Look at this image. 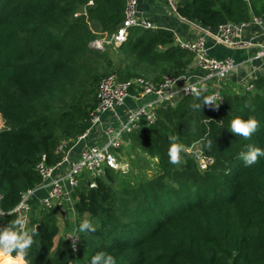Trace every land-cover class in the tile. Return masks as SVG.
Returning a JSON list of instances; mask_svg holds the SVG:
<instances>
[{
    "label": "trees",
    "instance_id": "obj_1",
    "mask_svg": "<svg viewBox=\"0 0 264 264\" xmlns=\"http://www.w3.org/2000/svg\"><path fill=\"white\" fill-rule=\"evenodd\" d=\"M124 10L125 0H0V195L6 213L0 228L16 219L7 212L21 196L40 184L37 166L58 163L60 144L73 146L89 129L100 76L158 81L186 72L191 55L168 30L133 28L118 49L90 47L117 31ZM177 12L216 29L252 15L264 18V0H178ZM252 89L225 96L218 110H193L195 97L159 109L153 125L126 137L143 166L154 163L150 176L123 180L107 168L95 189L87 182L77 189L76 254L58 237L56 212L33 202L27 231H35L34 243L23 258L9 255L18 263L3 264H88L97 251L112 254L116 264H264V157L251 166L238 158L248 144L264 148V76ZM249 115L260 122L250 138L229 131L233 118ZM172 135L185 146L176 165L167 155ZM208 140L210 150L202 146ZM191 146L212 163L201 169ZM84 217L95 233L79 232Z\"/></svg>",
    "mask_w": 264,
    "mask_h": 264
},
{
    "label": "built area",
    "instance_id": "obj_2",
    "mask_svg": "<svg viewBox=\"0 0 264 264\" xmlns=\"http://www.w3.org/2000/svg\"><path fill=\"white\" fill-rule=\"evenodd\" d=\"M164 1L168 10L177 18L187 22L195 32L193 41L181 42L177 39L176 45L193 55L196 67L201 72L200 76H193L187 72L178 76L166 75L158 83L144 77H135L126 81L120 80L115 74L102 77L96 90V105L90 113L89 129L77 137L73 146L68 147L66 142L60 144L56 150L61 154L58 163L50 167L43 163L37 166L41 177L40 184L24 193L14 208L15 217L25 220V230L28 227L33 202H37L47 212L55 211L58 216L68 220L70 227L63 239L70 244L74 254L81 245L74 215L76 191L83 182H87L89 188L95 189L96 179L104 175L105 169L117 171L120 168L118 150L127 135L142 126L153 125L157 121L158 110L173 107L176 99L194 98L192 88L199 90L202 96H214L219 103L218 106H211L214 110L224 107L223 84L240 65L231 58L217 60L210 57L207 40H212L215 45L233 49L256 47L254 57L245 62L244 67L255 59L264 61V44H254L242 38L244 30L251 26L264 28L262 17L252 15L246 22L226 23L219 25L216 29H209L182 18L177 12L178 0ZM133 28L151 31L157 29L139 17L138 0H125L123 21L117 31L110 38L92 41L90 46L101 51H104L106 47L118 49L126 42L129 30ZM245 90L250 92L252 85L247 84ZM129 101H132V107L127 103ZM116 109H122L123 113L121 115L115 113ZM106 114H111V119L103 122ZM4 128V122L0 116V131ZM100 128L104 131V143H84L89 135ZM80 143H83L82 147L75 152L73 148ZM188 152L196 155L201 169H205L212 163L211 159L205 158L203 153L194 146H191ZM1 198L0 195V213H3L0 219L6 215L1 209ZM74 240L75 248L72 247Z\"/></svg>",
    "mask_w": 264,
    "mask_h": 264
},
{
    "label": "crops",
    "instance_id": "obj_3",
    "mask_svg": "<svg viewBox=\"0 0 264 264\" xmlns=\"http://www.w3.org/2000/svg\"><path fill=\"white\" fill-rule=\"evenodd\" d=\"M138 12L139 17L146 20L150 24L154 25L157 29H164L171 31L174 34L175 44L178 39L181 42L193 41L195 37V32L193 28L185 21L177 18L173 15L167 8L164 0H138ZM251 18V16H250ZM264 19V18H263ZM156 29V30H157ZM151 31V30H150ZM155 31V30H154ZM101 37L97 39L107 38V35H100ZM105 36V37H104ZM242 38L246 41H250L254 44H264V28L258 26H251L250 28L244 30ZM208 55L217 60H223L226 58L233 59L240 66L235 70L233 74L227 77L225 83L223 84V92L225 96L236 95L245 92V87L248 84L253 85L255 80L260 79L264 76V61L262 60H252L243 66V64L254 57L257 51L256 47H249L247 49H233L223 45H215L212 40H207ZM185 51V50H184ZM189 53L188 51H186ZM190 54V53H189ZM192 61L186 69V72L193 76H200L201 72L197 69L195 60L192 54ZM163 77V76H162ZM162 77L158 80H151L144 77L152 82L158 83ZM253 91V89L251 90ZM181 98L176 99L173 107L162 108L161 110H167L169 108H174L177 102ZM130 107H132V101L127 102ZM115 113H123L122 109H116ZM111 114H106L103 117V122L109 121ZM111 119V118H110ZM104 128V125H103ZM128 136V135H127ZM126 136V137H127ZM126 137L124 138L126 140ZM104 131L102 128L95 130L84 143L87 144H98L104 143ZM127 141V140H126ZM83 143L77 145L73 148L75 152L79 151L78 148L82 147Z\"/></svg>",
    "mask_w": 264,
    "mask_h": 264
},
{
    "label": "clouds",
    "instance_id": "obj_4",
    "mask_svg": "<svg viewBox=\"0 0 264 264\" xmlns=\"http://www.w3.org/2000/svg\"><path fill=\"white\" fill-rule=\"evenodd\" d=\"M196 102L191 104L190 107L196 111H202L203 106H218L214 96H202L201 92L196 88H192ZM259 121L255 116L249 115L246 119L240 116L233 118L230 121L229 131L236 136L244 137L248 139L253 133L257 131ZM212 141L202 142V146L205 149L210 150L212 147ZM185 152V146L179 142V138L176 135L169 137L168 148V162L170 164H179L182 160V154ZM264 157V148L258 147L253 144H248L245 149L239 153V159L243 161L245 166H251L258 161V158ZM95 187V185H93ZM15 209L7 212L9 215H13ZM3 213H0L2 215ZM78 230L80 233H95L96 228L93 223L87 217L80 220L78 224ZM35 231L25 230V220L17 217L14 221H10L5 227L0 228V251L5 254H11L15 252L17 258H23L28 255L34 243ZM73 248H75V240L73 241ZM88 264H116V258L105 251H97L91 256Z\"/></svg>",
    "mask_w": 264,
    "mask_h": 264
},
{
    "label": "rangeland",
    "instance_id": "obj_5",
    "mask_svg": "<svg viewBox=\"0 0 264 264\" xmlns=\"http://www.w3.org/2000/svg\"><path fill=\"white\" fill-rule=\"evenodd\" d=\"M91 47V46H90ZM103 74V73H102ZM152 80V78L147 77ZM101 79H98L97 82H99ZM96 82L95 88L97 89L96 86H98V83ZM96 93V92H95ZM138 150L133 149L130 146V142L126 141L125 139L123 140V143L118 150V158L120 162V168L117 169L118 172H120V176L123 180H125L124 176L131 175L132 177L134 176H150L152 174V171H149V168H153L154 163H150L149 167H146L148 163H146L143 166L142 162V155L138 153ZM128 178V177H127ZM39 212V210L37 211ZM57 216V221H58V226H59V235L58 237L64 236V234L68 231L70 224L67 222L68 220H65L62 218V216ZM37 217V215L35 216ZM3 252V251H1ZM10 254H1L0 255V264H3L5 261H10V262H16L18 263L14 257H10Z\"/></svg>",
    "mask_w": 264,
    "mask_h": 264
},
{
    "label": "bare ground",
    "instance_id": "obj_6",
    "mask_svg": "<svg viewBox=\"0 0 264 264\" xmlns=\"http://www.w3.org/2000/svg\"><path fill=\"white\" fill-rule=\"evenodd\" d=\"M1 254H5V253L0 251V255H1Z\"/></svg>",
    "mask_w": 264,
    "mask_h": 264
}]
</instances>
